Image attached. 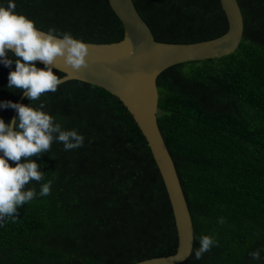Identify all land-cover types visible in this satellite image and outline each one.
Listing matches in <instances>:
<instances>
[{
	"label": "trees",
	"instance_id": "1",
	"mask_svg": "<svg viewBox=\"0 0 264 264\" xmlns=\"http://www.w3.org/2000/svg\"><path fill=\"white\" fill-rule=\"evenodd\" d=\"M242 35L219 57L171 64L156 76V121L173 161L192 223V247L176 264H264V0H236ZM36 28L83 41L122 36L107 0H12ZM160 41L210 38L226 29L219 0H132ZM9 0H0L7 7ZM13 63H0V102ZM36 67L44 64L36 61ZM53 74L63 72L52 69ZM64 130L83 135L81 147L30 159L44 172L37 196L0 220V264H129L174 251L170 204L157 166L120 100L95 84L69 78L39 101ZM12 108H0L8 123ZM18 116L16 111L15 117ZM2 155V153H0ZM24 159H21V163ZM15 167V162L8 161ZM51 180L50 194L40 196ZM223 218V223L220 219ZM216 240L195 258L202 236ZM259 250L260 259L251 253Z\"/></svg>",
	"mask_w": 264,
	"mask_h": 264
},
{
	"label": "water",
	"instance_id": "2",
	"mask_svg": "<svg viewBox=\"0 0 264 264\" xmlns=\"http://www.w3.org/2000/svg\"><path fill=\"white\" fill-rule=\"evenodd\" d=\"M107 2L121 23L122 36L113 41L81 40L89 47L86 57L88 68L73 71L58 61L59 69L63 72L59 77L62 80L76 78L104 88L116 96L130 113L162 179L173 217L176 243L171 253L141 258L129 264H176L186 258L191 250L192 223L173 161L157 126L155 78L171 64L219 57L232 52L242 35L241 11L236 0H219L226 19V29L222 33L200 40L172 42L153 38L132 0ZM23 95L22 91L14 103H19ZM15 114L16 110L12 108L8 123Z\"/></svg>",
	"mask_w": 264,
	"mask_h": 264
},
{
	"label": "clouds",
	"instance_id": "3",
	"mask_svg": "<svg viewBox=\"0 0 264 264\" xmlns=\"http://www.w3.org/2000/svg\"><path fill=\"white\" fill-rule=\"evenodd\" d=\"M15 7L12 0L7 7L0 6V63L9 67L13 63L8 57L11 53L16 58L15 70L8 74L7 88L19 89L26 99L39 101L46 93L56 92L63 83L52 71L54 67L60 70L58 61L73 71L88 68L89 47L69 33L38 30L34 21L17 14ZM36 61L42 62L44 67H36ZM44 107L43 102L36 108L11 101L0 102V108H13L18 113L9 123L0 119V220L15 218L17 209L37 196L35 188L26 186L32 181H42L44 172L39 171L40 165L31 157L49 152L54 141L63 143L65 150L83 145V135L76 130L62 129ZM9 160L15 162V167L9 165ZM51 184V180L43 183L39 195H49ZM219 222L223 223V218ZM216 243L213 237L202 236L195 258L201 259ZM251 256L259 260L260 251L252 252Z\"/></svg>",
	"mask_w": 264,
	"mask_h": 264
}]
</instances>
